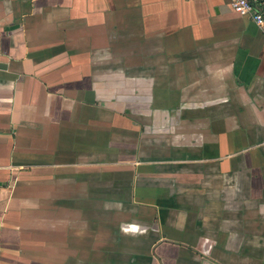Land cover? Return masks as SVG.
Listing matches in <instances>:
<instances>
[{"label":"crops","instance_id":"1","mask_svg":"<svg viewBox=\"0 0 264 264\" xmlns=\"http://www.w3.org/2000/svg\"><path fill=\"white\" fill-rule=\"evenodd\" d=\"M229 3L0 0V264H264V36Z\"/></svg>","mask_w":264,"mask_h":264},{"label":"built area","instance_id":"2","mask_svg":"<svg viewBox=\"0 0 264 264\" xmlns=\"http://www.w3.org/2000/svg\"><path fill=\"white\" fill-rule=\"evenodd\" d=\"M230 8L243 16H249L264 36V2L261 0H230Z\"/></svg>","mask_w":264,"mask_h":264},{"label":"water","instance_id":"3","mask_svg":"<svg viewBox=\"0 0 264 264\" xmlns=\"http://www.w3.org/2000/svg\"><path fill=\"white\" fill-rule=\"evenodd\" d=\"M0 65H2V64H0Z\"/></svg>","mask_w":264,"mask_h":264}]
</instances>
